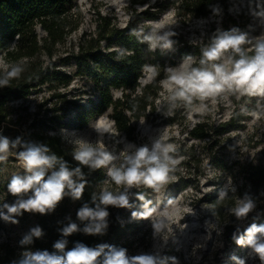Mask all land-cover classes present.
Wrapping results in <instances>:
<instances>
[{
	"label": "rangeland",
	"instance_id": "obj_1",
	"mask_svg": "<svg viewBox=\"0 0 264 264\" xmlns=\"http://www.w3.org/2000/svg\"><path fill=\"white\" fill-rule=\"evenodd\" d=\"M154 1V0H151ZM81 11L83 21L79 30L71 36L74 40L82 30L91 29L93 13L109 14L115 17L119 26H123L128 19L130 11L126 8L128 0H75ZM143 6H139L142 9ZM264 0H234V5L226 14L194 18L187 26L181 27L172 8L159 13L156 18L141 21L149 26L151 31L157 23L163 26L158 35L170 31L180 34L182 39L189 43H199L206 37L207 48L214 38L225 32L232 20L236 21L237 28L244 25L242 33L247 34V43L242 45L246 56L255 54L258 43L264 42ZM39 36L42 30L37 27ZM241 32V29L239 30ZM169 36V40L171 37ZM173 43V42H172ZM157 48L168 57L174 47ZM229 57H239L229 50L216 63H223ZM185 59L176 62L175 66L166 65L167 77L161 82V92L155 101L156 110L149 118H141L132 122L134 134L130 138L118 132L107 113L90 118L87 123L79 127L74 112L67 109L62 117L55 123H48L49 92H33L25 99L13 101L10 106L26 119L24 129L31 121L35 126L43 128L46 132L59 136L73 152L80 143H87L93 147L103 145L104 149L116 157L108 166L100 170L104 179L93 185L92 190L97 194L102 191H111L114 194L127 193L128 200L136 199L132 208L111 206L112 211L120 216L127 213L125 223L129 225L128 232L122 242L128 247V258L148 255L154 258L155 264H264L260 256L248 244L247 232L243 236V244H233L227 241L225 229L218 222L209 201L220 199L221 193L225 195L240 186L243 182V171L249 164H262L264 162V96L241 95L238 92L225 90L214 97L203 100L194 97L191 103L184 100L171 99L174 89L169 83L170 70L179 69ZM191 67H201L200 61L192 58ZM6 67L0 55V68ZM68 72L73 71V65L64 67ZM151 78V67L148 65L142 74L141 83ZM83 90L82 102L88 107L90 83L84 79L76 78L69 87L70 94ZM118 91H113L117 97ZM43 110L36 114L38 104ZM235 117L234 126L226 133L212 136L204 141L195 140L186 133L187 127L195 123H204L212 128L218 123L228 121ZM42 125V126H41ZM105 127L108 128L105 131ZM170 146L169 155L178 161L170 165L168 180L158 189L143 184L128 187L116 185L108 176L109 168L119 167L124 162V154L134 153L138 148L147 146L149 149L155 143ZM25 150V146L21 148ZM54 171L48 170V175ZM27 175L25 169L15 152L8 154L7 159L0 165V244L11 247L20 262L25 259L26 252H37L35 244L45 240L42 221L44 218L61 220L66 223L70 215V200L65 195L56 207L40 214L37 212H22L9 214L5 204L13 205L17 197L8 192V184L13 176ZM24 195L23 199H27ZM224 195V196H225ZM223 196V197H224ZM140 197H143L141 199ZM133 213H137L136 216ZM151 213L150 215H144ZM4 215H11L5 220ZM232 226L245 232L252 224L264 225V188L259 194L258 205L247 216L238 218ZM161 225L159 231L155 225ZM39 228L41 236H32L30 243H21L26 236H30L33 229ZM259 237V234H257ZM264 239V238H261Z\"/></svg>",
	"mask_w": 264,
	"mask_h": 264
},
{
	"label": "trees",
	"instance_id": "obj_2",
	"mask_svg": "<svg viewBox=\"0 0 264 264\" xmlns=\"http://www.w3.org/2000/svg\"><path fill=\"white\" fill-rule=\"evenodd\" d=\"M234 5V0H128L127 10L130 11L127 21L119 26L115 17L95 11L91 29L82 30L72 40L83 21L81 11L75 0H0V55L6 67L0 68V79L7 78V74L15 67L22 69L17 77L10 78L6 85L0 86V136L6 137L10 145L19 139L20 143L9 149L8 154L21 152L25 146H44L49 149L48 155L55 154L67 163L69 169L80 167L83 180L86 181L83 195L74 200L68 189L65 195L70 200L71 212L66 223L61 220L44 218L41 227L45 240L35 244L37 251H48L50 254L63 255L55 249L58 241H66L64 252L74 249L78 244L96 249L100 245H107L117 250L128 247L122 238L128 232L129 225L125 223L127 213L118 216L111 206L106 207L109 215L106 217V228L100 234H88L84 229L92 224L91 220H80L78 211L85 205L95 209L100 204L99 194L93 192L95 183L104 179L102 171L90 169L80 165L73 159V150L57 135L47 133L43 128L35 126L31 121L27 130L24 129L26 119L18 115L10 106L13 101L25 99L33 92H49L48 123L57 122L67 109L74 112L79 127L95 116L107 113L115 129L130 138L134 134L133 121L149 118L156 110L155 101L161 92L160 82L167 77L166 65L173 67L176 62L192 57L199 62L203 55L206 37L199 43H189L180 34L171 37L174 49L168 57L157 47L150 48L146 39L152 34L149 26L141 21H149L172 8L178 23L185 27L194 18H205L226 14ZM139 6H143L139 9ZM219 9V12H214ZM241 32L244 25L237 28ZM39 27L43 35L39 36ZM231 28V27H229ZM225 27V32L230 31ZM205 47V46H204ZM239 59V57H234ZM73 65V71L68 72L64 67ZM151 67V78L141 83L144 69ZM76 78L90 83L92 95L89 106L82 102L83 90L70 94L68 89ZM113 91H118L117 97ZM38 104L36 114L43 105ZM189 104V103H187ZM235 117L218 123L215 127L204 123H195L187 127L186 133L195 140H207L213 132L220 136L231 129ZM42 126V125H41ZM0 162V165L3 164ZM57 164L53 170H57ZM74 180L81 182L79 176ZM264 188V162L249 164L243 171V182L234 190L220 199H213L209 203L218 222L225 229L227 241L236 244L243 238L245 232L234 229L237 222L234 209L245 201L250 200L254 207L258 205L259 194ZM137 200L129 201V207L136 205ZM75 223L78 230L65 236L63 229ZM108 252V247L105 248ZM103 255L98 257V264H103ZM0 264H21L14 250L7 244H0Z\"/></svg>",
	"mask_w": 264,
	"mask_h": 264
},
{
	"label": "clouds",
	"instance_id": "obj_3",
	"mask_svg": "<svg viewBox=\"0 0 264 264\" xmlns=\"http://www.w3.org/2000/svg\"><path fill=\"white\" fill-rule=\"evenodd\" d=\"M219 12V9H214ZM264 15V13H262ZM163 25L157 23L152 34L146 37L150 48L155 49L162 41V47L168 48L172 41L169 36L173 32L167 31L158 35V30ZM247 34L239 32L238 29H231L223 32L213 39L212 44L203 50L201 67H191L192 57H187L185 63L175 70H170L169 83L174 89L171 99H180L191 103L194 97L201 100L214 97L219 93L228 90L238 92L241 95L264 96V42L255 47V54L251 57L245 55L242 45L247 43ZM231 50L239 54V59L229 57L223 63H216L222 56ZM22 69L15 67L8 74L7 78L0 79V86L6 85L10 78L17 77ZM108 130L107 127L104 129ZM20 141L17 139L10 145L6 137L0 136V162L7 159L10 146L15 147ZM49 149L44 146H27L24 151L19 152L18 159L25 169L27 175L13 176L8 184V192L18 199L15 204L4 207L9 214H21L22 212H37L45 214L53 210L64 198L65 189L74 200L82 197L86 181L83 180V173L80 167L69 169L66 162L60 160L55 154L48 155ZM170 146L157 142L151 149L147 146L138 148L134 153L124 154V162L119 167H111L108 176L116 185L128 187L143 184L153 189H158L168 180L170 165L178 161L169 155ZM116 157L106 151L101 145L93 147L87 143H80L73 153V159L80 165L90 169H99L108 166ZM59 165L57 170L48 175V170ZM79 176L81 182L73 179ZM27 199H23L26 194ZM225 194L221 193V197ZM143 199V197H140ZM100 204L95 209L85 205L77 215L80 220H91L92 224L84 229L88 234H100L106 228V217L109 215L106 207H129L127 193L114 194L111 191H102L99 196ZM254 207L253 203L245 198V201L234 209V214L240 218L245 217ZM147 213L144 215H150ZM2 215V214H0ZM134 216L137 213H133ZM5 220L11 219V215H4ZM159 231L161 225H155ZM78 230L75 223L63 229L65 236L71 235ZM249 237L248 244L264 261V225L252 224L247 230ZM39 228L33 229L30 236H26L21 243H30L32 236H41ZM259 234V237L257 236ZM243 244V238L237 240ZM66 241H58L54 244L55 249L63 252V255H56L48 251L26 252L25 259L21 264H98V257L103 255V264H155L153 257L139 255L128 258L125 250H117L107 245H100L96 249L78 244L74 249L64 252ZM108 247V252L105 248ZM240 264H243L241 261Z\"/></svg>",
	"mask_w": 264,
	"mask_h": 264
}]
</instances>
